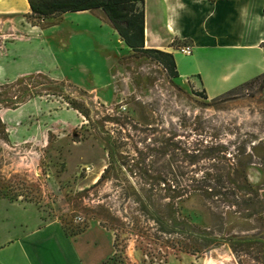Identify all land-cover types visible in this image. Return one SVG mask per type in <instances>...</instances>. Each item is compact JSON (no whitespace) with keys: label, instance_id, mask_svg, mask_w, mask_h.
<instances>
[{"label":"rangeland","instance_id":"obj_1","mask_svg":"<svg viewBox=\"0 0 264 264\" xmlns=\"http://www.w3.org/2000/svg\"><path fill=\"white\" fill-rule=\"evenodd\" d=\"M89 17L25 18L43 72L18 75L0 33L4 197L83 236L93 264H264V77L205 99Z\"/></svg>","mask_w":264,"mask_h":264},{"label":"crops","instance_id":"obj_2","mask_svg":"<svg viewBox=\"0 0 264 264\" xmlns=\"http://www.w3.org/2000/svg\"><path fill=\"white\" fill-rule=\"evenodd\" d=\"M141 12L144 47L171 54L177 79L195 82L208 100L264 75V0H132L111 12L94 7L42 21L53 25L68 15L90 16L124 44L114 28L140 26ZM29 15L26 0H0V33L14 37L2 58L21 68L18 75L47 71L56 62L36 27L27 31ZM32 41L45 45L44 51L29 46ZM184 44L192 55L176 51ZM35 49L48 63L30 59L38 57ZM84 251L83 236L69 237L34 203L0 199V264H93ZM164 264L197 263L183 256Z\"/></svg>","mask_w":264,"mask_h":264},{"label":"trees","instance_id":"obj_3","mask_svg":"<svg viewBox=\"0 0 264 264\" xmlns=\"http://www.w3.org/2000/svg\"><path fill=\"white\" fill-rule=\"evenodd\" d=\"M29 8V17L34 20H48L55 19L58 16L65 14L67 12H75L80 10H87L94 7H101L105 12H111L112 10L125 8L128 2L132 0H26ZM83 1V2H80ZM142 2L143 0H138ZM140 15V26L132 28L115 27L114 30L118 33L124 45L129 49L134 51H139L144 56L150 58L153 61L159 63L163 69L166 71L168 77L172 79L178 78V73L176 71V65L173 56L168 53H164L155 49L144 47V37H143V25H142V12ZM153 54L154 56H152ZM261 75L255 79L247 81L246 83L234 88L214 99L212 101H219L223 98H228L243 89L250 87L257 79L263 78ZM203 98L207 99L204 93ZM3 191H0L2 193ZM0 199H7L4 197L6 193H2ZM10 200V199H9ZM65 231V230H64ZM70 237V236H69Z\"/></svg>","mask_w":264,"mask_h":264},{"label":"built area","instance_id":"obj_4","mask_svg":"<svg viewBox=\"0 0 264 264\" xmlns=\"http://www.w3.org/2000/svg\"><path fill=\"white\" fill-rule=\"evenodd\" d=\"M176 51L184 56L192 55V48L187 44L176 47Z\"/></svg>","mask_w":264,"mask_h":264},{"label":"bare ground","instance_id":"obj_5","mask_svg":"<svg viewBox=\"0 0 264 264\" xmlns=\"http://www.w3.org/2000/svg\"><path fill=\"white\" fill-rule=\"evenodd\" d=\"M207 263H208V264H213L211 258H208V259H207Z\"/></svg>","mask_w":264,"mask_h":264}]
</instances>
